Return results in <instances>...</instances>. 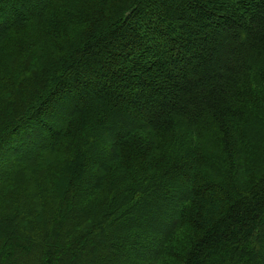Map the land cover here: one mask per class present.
I'll return each mask as SVG.
<instances>
[{
    "label": "trees",
    "instance_id": "16d2710c",
    "mask_svg": "<svg viewBox=\"0 0 264 264\" xmlns=\"http://www.w3.org/2000/svg\"><path fill=\"white\" fill-rule=\"evenodd\" d=\"M0 264H264V0H0Z\"/></svg>",
    "mask_w": 264,
    "mask_h": 264
},
{
    "label": "rangeland",
    "instance_id": "374dc122",
    "mask_svg": "<svg viewBox=\"0 0 264 264\" xmlns=\"http://www.w3.org/2000/svg\"><path fill=\"white\" fill-rule=\"evenodd\" d=\"M106 136V133H103V137ZM26 146H24L23 148H25ZM1 162H3V159L1 160Z\"/></svg>",
    "mask_w": 264,
    "mask_h": 264
}]
</instances>
